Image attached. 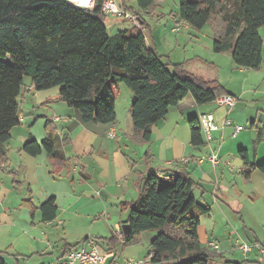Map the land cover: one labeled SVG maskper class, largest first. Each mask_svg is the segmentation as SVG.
I'll return each instance as SVG.
<instances>
[{
  "label": "crops",
  "instance_id": "crops-1",
  "mask_svg": "<svg viewBox=\"0 0 264 264\" xmlns=\"http://www.w3.org/2000/svg\"><path fill=\"white\" fill-rule=\"evenodd\" d=\"M116 1L129 11H138L141 19L136 26L163 61L184 63L188 71L220 84L222 94L234 95L238 102L229 109L214 102L199 105L188 96L152 127L150 141L142 142L130 112L133 95L124 119L116 99V121L103 124L83 121L76 108L59 99V91H37L33 82L23 85L18 98L20 124L13 127L11 139L4 144L6 154L0 159V260L5 264H57L63 260L65 246L73 244L69 234L103 216L113 221V232H117L128 217L127 203L139 196L141 177L155 168L183 171L196 182L195 199L210 208L198 227L201 245L215 256L209 264H264V253L257 248L248 254L239 248L244 239L264 248V172L253 169L246 178L240 155L246 150L251 163H264V61L258 69L245 68L234 63L230 52H214L213 41L223 24L194 30L178 19V0H155L146 11L138 10L136 0ZM104 17L112 21L109 32L135 25ZM127 22L131 24L125 26ZM177 24L182 26L175 32ZM260 33L264 40V27ZM205 37L212 40L206 47ZM204 112L214 113L217 129L210 142L194 146L189 120ZM226 118L230 125H224ZM47 120L56 128L68 159L62 166H53L45 150L38 155L23 150L29 138L38 142L45 138ZM239 125L244 129L236 133ZM65 136L68 140L63 141ZM258 137L261 140L256 144ZM212 152L219 156L216 165L208 158ZM50 198L55 199L58 213L54 220L44 222L38 207ZM156 234L142 232L135 244L143 249L125 259L147 257ZM85 236L83 241L90 238ZM212 242L218 244L217 250ZM121 247L125 256L127 247ZM102 248L114 251L107 264L122 263H118L121 252L117 247L107 241Z\"/></svg>",
  "mask_w": 264,
  "mask_h": 264
},
{
  "label": "trees",
  "instance_id": "trees-1",
  "mask_svg": "<svg viewBox=\"0 0 264 264\" xmlns=\"http://www.w3.org/2000/svg\"><path fill=\"white\" fill-rule=\"evenodd\" d=\"M101 1L90 10L68 0H0V159L6 154L4 144L11 139L13 127L20 124L18 98L26 75L37 91L59 87V99L76 108L83 121L103 124L117 119L112 85L125 84L133 95L130 112L142 142L150 141L152 127L186 97L203 105L222 95L220 84L188 71L184 63L163 61L136 25L111 35ZM136 2L139 11H146L155 0ZM178 7V19L197 31L222 21L213 41L214 52H230L241 67H261L264 0H178ZM189 126L192 145H204L199 118H191ZM61 143L47 120L45 138L41 142L29 138L23 150L32 155L45 150L53 166H62L68 159ZM240 155L246 178L253 169L264 172V163H251L246 150ZM195 185L183 171L148 169L141 177L138 198L127 203L129 214L123 224H129V231L122 246L139 242L144 231H157L147 253L150 264H209L215 256L201 245L198 227L210 208L195 199ZM38 209L44 222L54 220L58 213L54 198ZM107 241L114 249L119 243L114 233ZM78 244H67L57 264H68L65 252ZM0 264L5 262L0 260Z\"/></svg>",
  "mask_w": 264,
  "mask_h": 264
},
{
  "label": "built area",
  "instance_id": "built-area-1",
  "mask_svg": "<svg viewBox=\"0 0 264 264\" xmlns=\"http://www.w3.org/2000/svg\"><path fill=\"white\" fill-rule=\"evenodd\" d=\"M71 4L86 8V9H94L98 0H68ZM101 12L104 15L117 18V19H125L129 22H132L135 25H139V17L129 10L122 7L116 0H102L101 1ZM183 22V21H182ZM184 23H186L184 21ZM181 24H177L173 30L177 32L181 28ZM217 106H225L229 109L236 106L238 102V98L231 94H222L216 97L213 101ZM199 122L201 125L202 133L204 136L205 142H210L212 140V132L217 129V124L215 121L214 113L212 112H204L199 115ZM231 120L229 118L225 119L224 125H230ZM243 126H236V133L243 130ZM115 133L113 132L111 136L113 137ZM209 160L213 165H216L219 161V156L217 153L212 152L209 155ZM2 188V183L0 181V191ZM114 236L119 239V241L123 242L124 233L120 229L114 233ZM211 246L214 249H218V244L216 242H212ZM239 248L245 253L248 254L252 252L254 248H257L262 253H264V248L262 246L256 245L253 246L245 241H241L239 243ZM114 256L113 250H106L102 248V245L95 238H88L87 240L81 242L78 245L70 246L65 252L64 259L68 264H107L108 259ZM120 264H150V256H147L143 259H134L128 258L122 261Z\"/></svg>",
  "mask_w": 264,
  "mask_h": 264
},
{
  "label": "rangeland",
  "instance_id": "rangeland-1",
  "mask_svg": "<svg viewBox=\"0 0 264 264\" xmlns=\"http://www.w3.org/2000/svg\"><path fill=\"white\" fill-rule=\"evenodd\" d=\"M135 14L138 16L137 13H135ZM103 19H104V22H105V24L107 26H109L111 24V22H112L111 19H109L108 17H104ZM124 21H127V20L124 19ZM138 21H139V19H138ZM220 23H222V21L220 19H218L217 24H220ZM130 24L131 23L127 22L125 26H129ZM209 30H211V29H209ZM117 32H118V30L117 31H110L109 33L111 35H114ZM209 39H211V38H209ZM202 41H203V44L205 45V47H206L207 44L212 43V40L208 41L207 37H205ZM190 49H192V47ZM205 51H206V48L204 49V53L206 54ZM5 61H10V60H9V58H6ZM176 61H178V62L182 61V58H176ZM31 82H32L31 77L26 75L24 77V85H29V84H31ZM112 88H113L114 93H115V95L117 97L116 99H118V102H119V104L117 105V110H118L119 116L124 119L126 114H127V110H128L129 98L130 97L132 98V92L123 83H119V84H116V85L114 84V85H112ZM55 91H59V87H53L49 91H47V93H53ZM86 225H87V227L85 229H76V230L72 231L71 234H69V237H70L69 239H70L71 242H73V243L80 242L81 243L84 240V238L86 237L85 235L89 234V237H91V238L97 237V240H99L100 244L103 247H105L106 246L105 241L107 239L111 238L112 234L114 233L113 232V228H112L113 227L112 226L113 225V221H111L106 216H103V218H101V219L100 218L91 219L90 222L88 224H86ZM244 240H245V242L247 241V243L248 242L250 243V241H248L247 239H244ZM121 246H122V244H120V243H118L117 246H116L118 251L121 252L120 253V257L121 258L119 257L118 263H120V261L122 262L125 259V257L137 255L138 252L143 249L141 247L140 243L131 244V245L125 246V248L127 247V249L125 251V256H123L122 255V251L120 250L122 248ZM145 254H146V252H145ZM135 259H138V258H135ZM219 264H221V262ZM222 264H224V263H222Z\"/></svg>",
  "mask_w": 264,
  "mask_h": 264
},
{
  "label": "water",
  "instance_id": "water-1",
  "mask_svg": "<svg viewBox=\"0 0 264 264\" xmlns=\"http://www.w3.org/2000/svg\"><path fill=\"white\" fill-rule=\"evenodd\" d=\"M122 231H123V233L126 235V234L128 233V231H129V224L124 223V224L122 225Z\"/></svg>",
  "mask_w": 264,
  "mask_h": 264
}]
</instances>
